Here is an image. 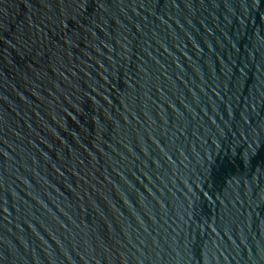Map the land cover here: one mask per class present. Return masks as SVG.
Listing matches in <instances>:
<instances>
[{
    "label": "water",
    "instance_id": "obj_1",
    "mask_svg": "<svg viewBox=\"0 0 264 264\" xmlns=\"http://www.w3.org/2000/svg\"><path fill=\"white\" fill-rule=\"evenodd\" d=\"M0 264H264V0H0Z\"/></svg>",
    "mask_w": 264,
    "mask_h": 264
}]
</instances>
